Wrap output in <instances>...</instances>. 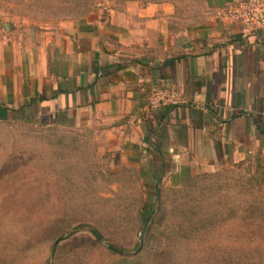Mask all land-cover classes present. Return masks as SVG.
<instances>
[{"label":"crops","instance_id":"0c3cea01","mask_svg":"<svg viewBox=\"0 0 264 264\" xmlns=\"http://www.w3.org/2000/svg\"><path fill=\"white\" fill-rule=\"evenodd\" d=\"M240 0L96 6L36 37L0 23V121L92 133L144 191L237 171L264 187V27ZM153 87L175 105L152 109Z\"/></svg>","mask_w":264,"mask_h":264},{"label":"rangeland","instance_id":"374dc122","mask_svg":"<svg viewBox=\"0 0 264 264\" xmlns=\"http://www.w3.org/2000/svg\"><path fill=\"white\" fill-rule=\"evenodd\" d=\"M129 1L0 0V23L36 37ZM117 164L92 133L0 121V264H264V187L250 177L225 170L163 186L162 211L144 224L154 193ZM189 222L200 230L179 235Z\"/></svg>","mask_w":264,"mask_h":264},{"label":"built area","instance_id":"2783aa9c","mask_svg":"<svg viewBox=\"0 0 264 264\" xmlns=\"http://www.w3.org/2000/svg\"><path fill=\"white\" fill-rule=\"evenodd\" d=\"M226 17L239 21L248 27H264V0H240L228 7ZM147 104L155 109L161 105L178 104L179 96L165 87H153L147 95Z\"/></svg>","mask_w":264,"mask_h":264},{"label":"trees","instance_id":"16d2710c","mask_svg":"<svg viewBox=\"0 0 264 264\" xmlns=\"http://www.w3.org/2000/svg\"><path fill=\"white\" fill-rule=\"evenodd\" d=\"M196 176V175H195ZM191 179V178H190ZM189 179V180H190ZM250 179L252 180V182H253V184L255 185V186H259V184L257 183V182H255V181H253V178H251L250 177ZM187 182V181H186ZM185 182V183H186ZM183 185V184H182ZM161 190L159 189L158 191H155V192H153L154 193V198H155V201H156V203H153L152 202V208L151 209H149V207H148V203H150L151 204V202H149L148 201V199L144 202V205L141 207V218H142V220H143V223L144 224H146V223H150V224H152V221H154V217L157 215V213L158 212H160V211H162V208L160 207V205H158V198H159V195H158V193L160 192ZM145 214H147V216H145ZM203 221H205V220H203ZM150 224H148L149 225V227H150ZM191 226H193V223H191V222H189V224H188V226H183V231L181 230V229H179V231L178 232H180L181 234H179V235H181V236H183V233L182 232H187V234H184V235H191L192 234V232H197V231H199L200 230V226H194V228L193 229H187L188 227H191ZM207 225L205 224H202V228H204V227H206ZM187 230V231H186ZM191 230H192V232H191ZM109 248L110 249H112L113 251H116V252H120L119 254L122 256V259H124L126 256L125 255H123L122 254V251L121 250H119L116 246H113V245H109ZM144 255V254H143ZM142 256V254H138V255H136V257L138 258H140ZM125 260V259H124ZM122 264V263H121ZM127 264H129V263H127Z\"/></svg>","mask_w":264,"mask_h":264}]
</instances>
